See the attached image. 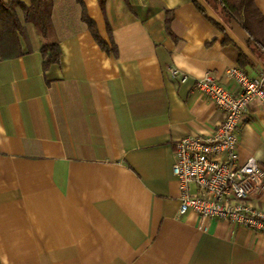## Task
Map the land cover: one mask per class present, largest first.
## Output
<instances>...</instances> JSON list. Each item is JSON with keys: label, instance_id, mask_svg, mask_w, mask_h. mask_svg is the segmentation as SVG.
Wrapping results in <instances>:
<instances>
[{"label": "crops", "instance_id": "crops-1", "mask_svg": "<svg viewBox=\"0 0 264 264\" xmlns=\"http://www.w3.org/2000/svg\"><path fill=\"white\" fill-rule=\"evenodd\" d=\"M18 1L22 53L0 59V264H264V234L178 212L175 143L225 116L196 79L238 93L230 68L264 69L220 0H49L46 35ZM242 118L238 157L264 178V101ZM253 205L264 212V188Z\"/></svg>", "mask_w": 264, "mask_h": 264}, {"label": "built area", "instance_id": "built-area-1", "mask_svg": "<svg viewBox=\"0 0 264 264\" xmlns=\"http://www.w3.org/2000/svg\"><path fill=\"white\" fill-rule=\"evenodd\" d=\"M170 76L180 82L187 78L178 68H171ZM227 76L238 93L225 90L209 73L196 79L197 89L225 116L210 134L185 136L175 143L172 174L180 187L178 212L191 210L203 220L222 218L264 234V212L253 205V195L264 188L263 174L254 157L240 162L237 132L249 104L264 101V69L249 78L243 70L230 68Z\"/></svg>", "mask_w": 264, "mask_h": 264}, {"label": "trees", "instance_id": "trees-1", "mask_svg": "<svg viewBox=\"0 0 264 264\" xmlns=\"http://www.w3.org/2000/svg\"><path fill=\"white\" fill-rule=\"evenodd\" d=\"M20 4L18 0H0V59L16 57L22 53L18 42L22 25L15 9ZM48 6L49 0H32L30 7L25 11V18L34 22L38 32L43 35H46L50 26ZM220 6L225 17L232 18L243 26L250 39L264 48V19L255 7L254 0H220ZM86 21L97 43L108 52L93 23L87 19ZM41 48L45 65L57 60L59 49L56 43L45 44Z\"/></svg>", "mask_w": 264, "mask_h": 264}]
</instances>
